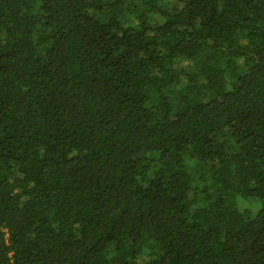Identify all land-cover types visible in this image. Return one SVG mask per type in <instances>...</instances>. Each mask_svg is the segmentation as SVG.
I'll use <instances>...</instances> for the list:
<instances>
[{
  "label": "trees",
  "instance_id": "trees-1",
  "mask_svg": "<svg viewBox=\"0 0 264 264\" xmlns=\"http://www.w3.org/2000/svg\"><path fill=\"white\" fill-rule=\"evenodd\" d=\"M0 264H264V0H0Z\"/></svg>",
  "mask_w": 264,
  "mask_h": 264
}]
</instances>
